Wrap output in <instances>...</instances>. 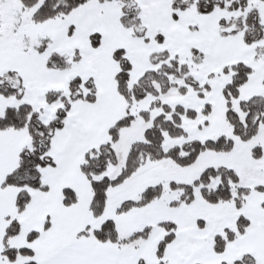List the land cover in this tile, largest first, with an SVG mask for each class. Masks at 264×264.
I'll return each instance as SVG.
<instances>
[{"label":"snow or ice","instance_id":"6c2138e0","mask_svg":"<svg viewBox=\"0 0 264 264\" xmlns=\"http://www.w3.org/2000/svg\"><path fill=\"white\" fill-rule=\"evenodd\" d=\"M0 264H264V0H0Z\"/></svg>","mask_w":264,"mask_h":264}]
</instances>
